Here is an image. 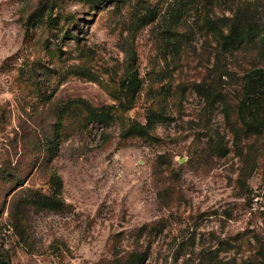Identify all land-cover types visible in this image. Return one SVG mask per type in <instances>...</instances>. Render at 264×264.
I'll return each instance as SVG.
<instances>
[{"label":"rangeland","instance_id":"374dc122","mask_svg":"<svg viewBox=\"0 0 264 264\" xmlns=\"http://www.w3.org/2000/svg\"><path fill=\"white\" fill-rule=\"evenodd\" d=\"M209 1L174 26L160 0H0V253L10 264H128L130 254L262 264L264 133L247 134L236 107L245 74L264 68V36L219 53L202 24H229L247 12L238 6L264 0ZM156 7L161 18L144 26ZM251 11L264 23V10ZM134 69L135 107L108 126L89 120L119 105L111 92ZM151 108L164 115L151 136L126 137ZM53 197L57 212L42 206Z\"/></svg>","mask_w":264,"mask_h":264},{"label":"trees","instance_id":"16d2710c","mask_svg":"<svg viewBox=\"0 0 264 264\" xmlns=\"http://www.w3.org/2000/svg\"><path fill=\"white\" fill-rule=\"evenodd\" d=\"M160 0V3H166L168 5L165 12L167 18L172 24H181V21L185 18L188 12L193 10L198 11L199 5L203 0ZM209 5H213V0L208 2ZM151 8L147 10L139 21L144 26L151 25L157 22L161 17L162 10H156ZM237 10H246L247 12L235 13L234 20L225 24L222 20H215L213 18L205 17L202 27L210 32L217 40L219 47V53H230L234 50L241 49L243 47L255 44L264 36V23L263 20L257 18L255 11L251 10H264V7L256 4H242L237 7ZM33 17L39 19L41 16L39 11L33 14ZM258 20V22L256 21ZM175 26V25H174ZM172 27V26H171ZM167 40L168 44H176L178 40L174 37L179 35L176 28L172 27L168 29ZM181 46L179 45L178 49ZM176 48V46H175ZM89 79L94 80L90 77ZM244 84L242 87L243 96L236 107L237 120L243 126V129L247 134L252 136H259L264 133V68H254L247 72L244 76ZM143 88V82L140 80V75L136 69L129 72V77L122 81L120 88L117 92H111L113 98L119 102L118 106H107L101 109L88 110L89 120L99 123L101 125L108 126L115 120L117 112H126L135 107L137 96L140 94ZM197 91L200 95L206 93L198 86ZM119 110V111H118ZM164 118L162 112H159L157 108H151L149 110L146 124L141 125L139 123H130L125 129L126 137H140L149 138L154 131L156 124L161 122ZM256 161L253 154L249 155V163ZM52 187L55 190V194L60 193L62 181L60 178H52ZM43 208L57 212L60 209V202L53 198H43ZM250 246L251 244L247 242ZM228 245V244H227ZM254 256H258L261 263L264 264V249L263 246L259 247ZM128 257L130 262L128 264H142L147 258L144 255L130 254ZM253 259V258H252ZM0 264H10L8 257L0 253Z\"/></svg>","mask_w":264,"mask_h":264}]
</instances>
